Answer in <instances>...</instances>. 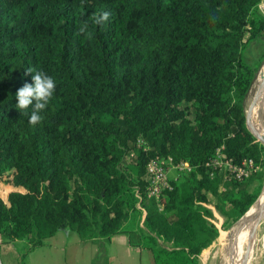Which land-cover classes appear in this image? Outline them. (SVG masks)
<instances>
[{"label": "trees", "instance_id": "trees-1", "mask_svg": "<svg viewBox=\"0 0 264 264\" xmlns=\"http://www.w3.org/2000/svg\"><path fill=\"white\" fill-rule=\"evenodd\" d=\"M262 1L0 0V244L30 251L69 230L106 261L110 238L136 235L152 264H201L220 237L209 205L227 230L264 182L245 106L264 65V53L255 66L245 58L264 37ZM104 11L107 24H91ZM85 20L90 37L78 34ZM29 67L57 84L36 126L16 107ZM222 146L261 172L212 176ZM169 157L192 170L150 199L148 165Z\"/></svg>", "mask_w": 264, "mask_h": 264}, {"label": "rangeland", "instance_id": "rangeland-1", "mask_svg": "<svg viewBox=\"0 0 264 264\" xmlns=\"http://www.w3.org/2000/svg\"><path fill=\"white\" fill-rule=\"evenodd\" d=\"M264 53V37H260L255 41L251 42L246 50H245V58L248 63L252 66H255L258 59H260L261 55ZM264 66V65H263ZM260 72L258 74L259 78ZM258 78L255 80L252 86V90L245 101L246 106V114L248 113L253 100L256 90L258 88ZM263 109V110H262ZM260 111V119L262 121V125H264V107ZM174 173L171 175L174 177ZM257 188L260 191V197L264 193V182L263 184L257 183ZM0 196L5 197V190L0 189ZM219 216V215H218ZM223 219V218H222ZM223 220L216 219L215 222L217 226L220 228V232L232 233L233 226L228 228L227 230L222 229ZM221 234V233H220ZM222 234L220 235V237ZM205 251V253L201 256V264H235V261L230 258L229 263L227 262V249L224 248L221 243V238ZM63 238H65L63 240ZM131 243H134L133 247L138 248L137 236H129ZM256 239V236H255ZM24 243L21 245H17L20 250V258H18V262H12V259H15V255L10 253V248L7 244H0V260L1 264H22V258L26 254L25 264H111V259L108 253V259L106 261L102 260V258L98 254L94 252V245L89 241L88 243L83 241L78 235L74 233V235H69L67 232L60 231L55 238H50L45 240V244L42 247L35 248L29 251V243L27 241H23ZM255 242V240H254ZM55 244V245H53ZM88 244V245H87ZM90 245V246H89ZM99 248V245H97ZM115 247L112 248V250ZM100 250V249H99ZM112 252V251H111ZM253 252H254V244H253ZM137 255L139 253L137 252ZM139 257V256H138ZM108 261V262H107ZM135 264H152L150 254L144 255L142 258H138Z\"/></svg>", "mask_w": 264, "mask_h": 264}, {"label": "built area", "instance_id": "built-area-1", "mask_svg": "<svg viewBox=\"0 0 264 264\" xmlns=\"http://www.w3.org/2000/svg\"><path fill=\"white\" fill-rule=\"evenodd\" d=\"M259 9L264 15V0L260 3ZM143 143V140L139 141V145ZM224 149V146L218 148L216 155L206 165L212 171V176L216 171L224 172L227 177L241 181L261 172V167L254 160H245L240 164L235 163L233 159L224 153ZM191 170L192 166L188 162L176 163L171 157L151 161L148 165V198L159 201L166 191L173 190L171 181L178 176L179 172H190ZM173 173L175 174L174 177L171 176ZM209 207L213 210L216 219H219V214L215 208L211 205Z\"/></svg>", "mask_w": 264, "mask_h": 264}, {"label": "clouds", "instance_id": "clouds-1", "mask_svg": "<svg viewBox=\"0 0 264 264\" xmlns=\"http://www.w3.org/2000/svg\"><path fill=\"white\" fill-rule=\"evenodd\" d=\"M85 3V0H81V5ZM111 13L104 11L100 13H94L91 19V24L97 26H105L110 19ZM90 23L85 20L79 27V33L87 36H91ZM25 75L32 76V83H25L16 92V100L18 101L16 107L19 110L32 109L29 116V124L36 126L44 121V116L41 114L44 112L53 99L56 91V80L48 75L44 71H36L29 67L25 71Z\"/></svg>", "mask_w": 264, "mask_h": 264}, {"label": "bare ground", "instance_id": "bare-ground-1", "mask_svg": "<svg viewBox=\"0 0 264 264\" xmlns=\"http://www.w3.org/2000/svg\"><path fill=\"white\" fill-rule=\"evenodd\" d=\"M264 81V67L261 70V73L258 78V88L254 95V100L256 101V106L252 112V116L250 117V125L253 130L258 134H264V125H262V121L260 119V111L264 107V91L262 82ZM263 110V109H262ZM264 206V193L260 198V201L250 210L247 215L246 220L243 224H240L235 229L236 234L222 232V236L220 237L221 243L224 248H228L227 250V262L229 263L230 258L235 261V264H243L246 254L247 244L251 235V229L253 227L254 222L252 221L253 216L256 215L258 210H260ZM233 240V247L230 248V242ZM252 264V258L250 261Z\"/></svg>", "mask_w": 264, "mask_h": 264}, {"label": "crops", "instance_id": "crops-1", "mask_svg": "<svg viewBox=\"0 0 264 264\" xmlns=\"http://www.w3.org/2000/svg\"><path fill=\"white\" fill-rule=\"evenodd\" d=\"M218 218L219 220H223L220 215L218 216ZM63 232H67V234L69 235L72 234L74 235L75 233L69 230ZM220 233L222 234V231ZM57 234L53 238H55ZM64 239L65 238H63V240ZM85 242L88 243V241ZM23 243H24L23 241H15V242L7 243L8 247L10 248L9 251H11L10 253L15 255V259H12V262L15 263L18 262V258H20L21 252L17 247V245H21ZM106 244L111 259V264H135L138 258H142L144 257V255L149 254V252L147 251H143L139 248L133 247L129 236L125 234L114 235L106 242ZM113 247H115V249L112 250ZM94 252L95 254H98L99 252V248L96 244L94 245ZM137 252L139 253V255H137ZM252 264H264V220L261 222L260 226L257 229L256 239L254 242V252L252 254Z\"/></svg>", "mask_w": 264, "mask_h": 264}, {"label": "water", "instance_id": "water-1", "mask_svg": "<svg viewBox=\"0 0 264 264\" xmlns=\"http://www.w3.org/2000/svg\"><path fill=\"white\" fill-rule=\"evenodd\" d=\"M261 70H260V73H261ZM262 86H263V91H264V81L262 82ZM255 106H256V101L253 100V103H252V105H251L248 113L246 114L247 128L255 136V138L257 139V141L260 142L264 146V134L263 135L262 134L260 135V134L256 133L253 130L252 126L250 125V117L252 116V112H253ZM263 106H264V104H263ZM260 198L261 197H259V199L252 206V208L260 201ZM250 210L247 212V214L242 219H240L236 224H234L233 230H232V234L233 233L236 234L235 233V229L237 228L238 225L243 224V222L246 220L245 218H247V215L250 212ZM263 220H264V206L260 210H258V212L256 213L255 216H253L252 221L254 222V224H253V227L251 229V235H250V238H249V241H248V244H247L246 254H245V259L243 261V264H250V261H251V258H252V254H253V244H254V240H255L256 233H257V229H258V227L260 226V224H261V222ZM230 243H231L230 244V248H232L233 245H234L233 244V240Z\"/></svg>", "mask_w": 264, "mask_h": 264}]
</instances>
